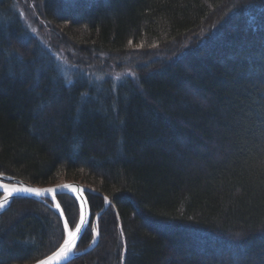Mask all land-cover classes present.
<instances>
[{"label":"trees","instance_id":"16d2710c","mask_svg":"<svg viewBox=\"0 0 264 264\" xmlns=\"http://www.w3.org/2000/svg\"><path fill=\"white\" fill-rule=\"evenodd\" d=\"M0 174L101 194L75 251L109 199L66 264H264V0H0ZM52 206L0 213V264L61 244Z\"/></svg>","mask_w":264,"mask_h":264},{"label":"water","instance_id":"95a60500","mask_svg":"<svg viewBox=\"0 0 264 264\" xmlns=\"http://www.w3.org/2000/svg\"><path fill=\"white\" fill-rule=\"evenodd\" d=\"M64 185H70L71 187H63ZM21 186L31 187V188H41V189L52 188L55 191L45 192V193H42L40 195H36L35 193H24V192H14L13 191L14 188H20ZM0 193H1V195H0V213L3 212L5 209H7L9 207V205L11 204L12 200L16 199V198H35L38 200H43L44 198L50 199L53 203L52 208L57 210V212H58V214H59V216L63 222V226L65 224L66 219H65L63 212L61 210V207L57 201V198H56L57 194L68 193V194L73 195L76 198L78 206H79V216H78V220H77L76 224H78L80 222L79 218H80L81 208L83 210V215L85 217V220L88 221V223H89L90 210H89V206H88V202H87L86 193H95V194L101 195L99 192L95 191L94 189L89 188L87 186H84V185H82L78 182H75V181L63 182V183L55 184V185L38 186L35 184L25 183L22 180L14 177V176H5L3 174H0ZM108 203H109V199L107 197H104L103 206L95 214L94 219H93L92 231H93V229H96V231H93V239L84 249L79 250V251H75L76 245H77L79 239L81 238L82 234L84 233L85 229L87 228L88 223H86L82 227L81 232L77 234V238L75 240V243H74V245L71 246L72 250L69 251L66 256H63L60 259L48 260V257L52 256L55 252L59 251V249H60L61 245H63L64 241L69 239L68 232L69 231L74 232L76 230V225L73 228H70L68 225L67 229L64 227L65 235H64V238H63L61 244L55 250H53L52 252H50L46 256L36 260L35 262H33L31 264H40L41 261H44L45 264H66L75 256L89 252L95 246L96 241H97V237H98L97 220H98L99 216L101 215V213L104 211V209L107 207ZM57 205H59V207H57Z\"/></svg>","mask_w":264,"mask_h":264},{"label":"snow or ice","instance_id":"6c2138e0","mask_svg":"<svg viewBox=\"0 0 264 264\" xmlns=\"http://www.w3.org/2000/svg\"><path fill=\"white\" fill-rule=\"evenodd\" d=\"M6 187V186H5ZM63 187H71L70 185H64ZM14 192H24V193H35L36 195H40L45 192H53L55 191L52 188L48 189H41V188H31V187H23L21 186L20 188H14ZM59 207V205H57ZM79 223L76 224V230L69 231L68 232V237L69 239L65 240L63 245H61L59 251L55 252L52 256L48 257V260H54V259H60L63 256H66L69 251H71V246L74 245L75 240L77 238V234L81 232L82 227L88 223V221L85 220V217L83 215V210L81 208L80 212V218H79ZM64 227L67 229L68 228V222L65 221ZM93 231H96V229H93ZM40 264H45L44 261H41Z\"/></svg>","mask_w":264,"mask_h":264},{"label":"rangeland","instance_id":"374dc122","mask_svg":"<svg viewBox=\"0 0 264 264\" xmlns=\"http://www.w3.org/2000/svg\"><path fill=\"white\" fill-rule=\"evenodd\" d=\"M12 9L15 10V11H18V12H19L21 18H22L23 21H24V24L28 26V27L25 26V27L27 28V30H28L31 34L33 33L37 39L44 41V37H45V34H46V30H45V28H43V29L41 30V32H39V30H37L38 28L35 26L34 23H32V22L30 21L29 17H28L27 15H24L23 13H20V8H19V6L16 5L15 3L13 4ZM21 12H22V11H21ZM55 55H57V54H55ZM57 57H58V55H57ZM125 58H126V57H125ZM59 59H61V58L58 57V61H59ZM128 59H130V56H127V60H128ZM137 59H140V57H137ZM59 63H60L61 66H62V67H61V70H62L63 72H66L67 70H69V67H68V66L62 61V59L59 61ZM0 194H1V193H0ZM91 241H92V240H91Z\"/></svg>","mask_w":264,"mask_h":264},{"label":"bare ground","instance_id":"6f19581e","mask_svg":"<svg viewBox=\"0 0 264 264\" xmlns=\"http://www.w3.org/2000/svg\"><path fill=\"white\" fill-rule=\"evenodd\" d=\"M1 195V194H0ZM93 232V231H92ZM98 238V237H97ZM76 249V248H75Z\"/></svg>","mask_w":264,"mask_h":264}]
</instances>
